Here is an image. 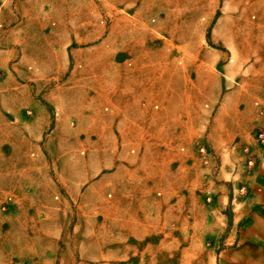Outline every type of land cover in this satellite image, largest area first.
<instances>
[{"label":"crops","instance_id":"0c3cea01","mask_svg":"<svg viewBox=\"0 0 264 264\" xmlns=\"http://www.w3.org/2000/svg\"><path fill=\"white\" fill-rule=\"evenodd\" d=\"M0 56V264L131 259L200 141L264 227V0H0Z\"/></svg>","mask_w":264,"mask_h":264},{"label":"rangeland","instance_id":"374dc122","mask_svg":"<svg viewBox=\"0 0 264 264\" xmlns=\"http://www.w3.org/2000/svg\"><path fill=\"white\" fill-rule=\"evenodd\" d=\"M234 74L240 82L242 74L238 70ZM203 102L208 109V102ZM207 156L202 155L203 178L192 193L165 196L162 226L153 228L139 243L134 257L124 261L93 259L89 263L264 264V227L251 226L240 205L244 192L236 186L235 193L231 183L215 179L212 169L216 165L212 168ZM88 251L94 253L95 248ZM2 256L0 250V263Z\"/></svg>","mask_w":264,"mask_h":264},{"label":"built area","instance_id":"2783aa9c","mask_svg":"<svg viewBox=\"0 0 264 264\" xmlns=\"http://www.w3.org/2000/svg\"><path fill=\"white\" fill-rule=\"evenodd\" d=\"M255 138L258 142L264 143V124L263 127L258 132H256ZM198 150L202 155H208V148L206 146L200 145Z\"/></svg>","mask_w":264,"mask_h":264}]
</instances>
